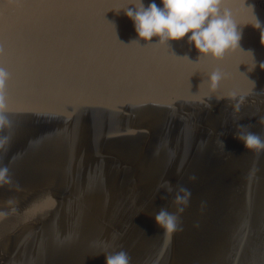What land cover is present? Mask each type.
<instances>
[{"label":"water","instance_id":"1","mask_svg":"<svg viewBox=\"0 0 264 264\" xmlns=\"http://www.w3.org/2000/svg\"><path fill=\"white\" fill-rule=\"evenodd\" d=\"M133 5L0 0V264H105L120 250L130 264H264V151L234 138H264V32L249 7L264 22V0H222L242 38L220 60L187 36L133 42ZM161 208L180 218L170 238Z\"/></svg>","mask_w":264,"mask_h":264},{"label":"clouds","instance_id":"2","mask_svg":"<svg viewBox=\"0 0 264 264\" xmlns=\"http://www.w3.org/2000/svg\"><path fill=\"white\" fill-rule=\"evenodd\" d=\"M137 3L138 6L133 5L125 11V15L133 22L138 37V40L133 42L142 40L151 43L153 37H156L158 38L156 43L169 46L170 41H179L187 36V42L200 56L215 60L223 59L229 51L239 48L242 33L238 30V24L229 10L221 13L222 0H160L162 6H158L155 0L147 6L143 0H137ZM249 7L254 18L252 27L264 32V22L255 15L254 6ZM260 68L264 70V63L260 64ZM9 76L8 71L0 66V129L6 125L10 126V121L5 115L7 109L5 88ZM222 79L223 74L220 71H213L209 77L210 87L215 89ZM245 127L247 126L238 125V128ZM234 138L242 143L247 151L257 154L264 151V138L258 133L235 132ZM3 139L7 140L6 137ZM220 143L224 147L223 141ZM10 179L8 169L0 168V182H10ZM167 191L171 192L172 188L169 187ZM190 196V190L181 186L174 196V201L179 205H187ZM183 210V207L177 209L181 213ZM7 215L8 213L0 211V219ZM153 219L157 227L169 238L182 230L179 216L166 208L159 209ZM104 256L105 264H130V257L124 250Z\"/></svg>","mask_w":264,"mask_h":264}]
</instances>
